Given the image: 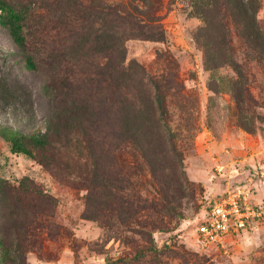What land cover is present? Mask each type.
I'll return each mask as SVG.
<instances>
[{"label": "rangeland", "instance_id": "rangeland-1", "mask_svg": "<svg viewBox=\"0 0 264 264\" xmlns=\"http://www.w3.org/2000/svg\"><path fill=\"white\" fill-rule=\"evenodd\" d=\"M196 1L201 0H106L121 2L134 13H138L136 5L150 9L157 18L154 25L161 26L165 36L125 39L127 62L144 65L149 76L175 74L182 85L175 95L180 110L172 116L178 125L177 152L167 153L157 177L153 178L142 156L133 155L134 148L127 144L122 149V157L130 162L129 193L137 203L131 207L134 218L123 223L117 213L107 226L100 219L85 217L89 186L69 170L13 152L0 134V236L6 244L0 247V264H264V224L237 237L227 251L207 246L198 237L208 201L229 188H245L253 201H264V121L255 120V130L242 126L228 90L234 70L228 65L206 66L196 39L204 25L193 7ZM261 1L258 20L264 30ZM98 44L95 39L91 47ZM72 56L68 50V57ZM97 58L106 60L104 53ZM250 64L253 95L262 98L264 70L256 61ZM83 65L66 64L62 72L71 73L74 84L47 91L50 71L42 66L29 69L22 48L0 27V78L9 88L8 100L0 97V122L29 133L51 131L86 139L84 127L96 118L93 110L91 115L86 112L96 107L99 95L81 82L86 79ZM211 82L219 83L218 91ZM29 147L35 154L43 152L33 144ZM69 155L71 164L88 165V151L78 148L77 141ZM24 178L56 198L53 215L40 216L34 227H23L3 198L5 181L18 185Z\"/></svg>", "mask_w": 264, "mask_h": 264}, {"label": "trees", "instance_id": "trees-1", "mask_svg": "<svg viewBox=\"0 0 264 264\" xmlns=\"http://www.w3.org/2000/svg\"><path fill=\"white\" fill-rule=\"evenodd\" d=\"M193 4L204 19L196 39L203 48L205 64L210 69L232 67L235 77L228 90L237 103L235 115L242 126L255 130V120L264 121V113L256 112V108L264 110V95H253L250 63L256 61L264 70V30L258 20L262 1L201 0ZM135 8L141 15L121 2L111 4L106 0H0V27L6 28L22 48L29 69L42 66L50 71L47 91L73 85L74 76L62 72L63 67L83 63L81 73L86 79L81 82L99 95L96 107L86 112L91 115L93 110L96 118L91 120L93 125L86 126L87 131L84 127L86 139L81 141L51 131L29 133L1 122L0 134L13 152L69 170L89 186L84 216L100 219L107 226L117 213L123 223L135 214L131 207L137 203L129 193L130 162L122 157L123 147L128 144L137 151L133 155L143 157L153 178L164 169L166 163L161 162L167 153L177 152L174 139L178 137V125L172 116L180 110L175 95L181 91V81L170 73L149 76L144 65L127 62L125 39L165 36L161 26L154 25L157 18L150 9ZM95 39L99 44L92 48ZM68 50L73 52L74 60L68 57ZM99 53H104V62L98 60ZM211 87L218 91L219 83L211 82ZM8 91L0 78V97L8 100ZM78 106L74 103V107ZM75 141L78 148L88 151V165L70 163L69 153ZM30 144L43 152L35 154ZM5 183L4 201L23 227H34L40 216L53 215L56 198L34 181L24 178L18 185ZM136 209L139 211V207ZM5 246L4 236H0V247Z\"/></svg>", "mask_w": 264, "mask_h": 264}, {"label": "built area", "instance_id": "built-area-1", "mask_svg": "<svg viewBox=\"0 0 264 264\" xmlns=\"http://www.w3.org/2000/svg\"><path fill=\"white\" fill-rule=\"evenodd\" d=\"M260 224H264V205L253 201L250 191L234 187L208 201L197 232L203 244L227 251L237 237Z\"/></svg>", "mask_w": 264, "mask_h": 264}, {"label": "crops", "instance_id": "crops-1", "mask_svg": "<svg viewBox=\"0 0 264 264\" xmlns=\"http://www.w3.org/2000/svg\"><path fill=\"white\" fill-rule=\"evenodd\" d=\"M257 203H261V204H263L264 205V201L263 200H261V201H256Z\"/></svg>", "mask_w": 264, "mask_h": 264}]
</instances>
